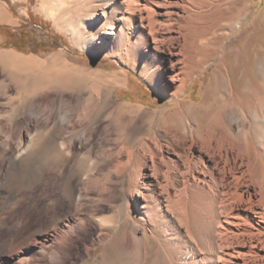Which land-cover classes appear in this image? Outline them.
I'll list each match as a JSON object with an SVG mask.
<instances>
[{
	"label": "bare ground",
	"instance_id": "obj_1",
	"mask_svg": "<svg viewBox=\"0 0 264 264\" xmlns=\"http://www.w3.org/2000/svg\"><path fill=\"white\" fill-rule=\"evenodd\" d=\"M88 1L95 3L92 20L101 27L84 48L93 46L104 60L118 59L171 105L151 112L118 101L115 94L128 73L92 70L85 75L90 90H57L43 98L35 92L20 101L26 106L22 120L0 114V264H264V92L235 98L228 110L204 106L205 95L200 102L172 107L210 56L195 22L224 1L63 5L86 12L92 9ZM53 6L45 13L57 20ZM11 23L0 6V24ZM25 61L0 52L4 70ZM222 65L218 60L215 72ZM6 77L15 81V75ZM7 82L1 79L0 92L7 93ZM242 101L246 108L237 107ZM157 113L166 131L138 136L137 120H153ZM37 144L48 153L44 187L64 182L71 167L76 172L85 164L69 201L62 197L56 211L44 189L20 196L5 191L18 163ZM120 195L127 199L126 209L117 205L111 212ZM30 212L36 214L31 226ZM89 233L88 243L76 246ZM40 234L45 237L32 239ZM20 251H30L21 256L25 261Z\"/></svg>",
	"mask_w": 264,
	"mask_h": 264
},
{
	"label": "rangeland",
	"instance_id": "obj_2",
	"mask_svg": "<svg viewBox=\"0 0 264 264\" xmlns=\"http://www.w3.org/2000/svg\"><path fill=\"white\" fill-rule=\"evenodd\" d=\"M70 1L72 0H0V6L4 8L12 22L11 24H0V52H11L15 55L23 56L26 60L22 63L23 65L21 64L22 66H18L19 69L17 68L11 72L4 70L2 65H0V81L2 79L7 82L6 76L8 74L11 76L15 75L14 82H7L9 85L7 93L0 92V114L3 115L7 111L16 120H22L26 106L24 109L20 101L24 99L25 95L33 96L35 92L36 96L40 94L38 96L43 98L47 94H54L53 92L57 90H81V87L90 90L92 82L85 75L86 72L92 70L128 73L125 87L118 89L115 94L114 98L118 101L143 105L151 112L169 108L171 103L160 98L154 91L152 83H146L141 75L121 66L116 58L102 59L94 51L93 46L84 48L86 41L93 38L95 32L101 27L100 23L92 20L95 3L88 1L92 9L85 12L83 10L76 11L74 10L75 8L68 9V6L63 5L64 2ZM223 1L224 5L222 7L209 8L195 22L196 29L203 33L205 45L210 56L202 67L192 74V85L186 89V93L179 100L174 102L173 108L178 107L180 102H200L205 95L204 106L214 107L215 110H228L232 101L235 98L236 100L239 99L242 95L255 93L258 97L263 96L264 0ZM50 4L55 6H53V12L58 18L57 20L47 17L46 13L49 11ZM103 20L110 22L109 17ZM21 33L26 34L28 38L37 43L38 47L35 53L29 51L24 45H19L17 39ZM53 38H58L60 44L54 45ZM12 44L17 45L18 49L12 47ZM218 60H221L223 65L220 70L215 72ZM24 79L25 82H23ZM18 83H23V85ZM161 88L162 86L160 85ZM11 102H13V105ZM237 105L238 108H246L244 101ZM14 108L17 111L11 113V109ZM7 112L4 114H7ZM163 122V119L158 118V113L153 120L138 119L137 124L141 126L138 136L147 138L149 135L152 136L154 131H157V133L159 131L160 134L164 133L167 129V124ZM162 141L163 139L160 140V143ZM1 147L0 143V154L3 153V148ZM46 151L42 144H37L35 150L33 149L29 156L21 160L20 164L18 163L16 172L10 176L5 184V191L20 196L26 195L28 192L44 189L47 195L46 198L51 201L50 204L53 202L51 207L55 208L56 211L58 202L62 197H64V200L69 201L71 187L80 183L81 172L85 164L78 170L80 172L73 171L71 167L70 173L67 174L64 182H62V179H58L54 185H46L44 187L43 180L50 172L48 170L50 166L45 160L48 159ZM101 183L103 185L101 187L108 188L106 183L103 181ZM121 189L122 187H118L119 191ZM117 199L118 201L111 205V212L113 210L117 211V205H120L122 210L126 209L127 199L122 195L118 196ZM30 216H32L31 220ZM35 219L36 214L30 212L29 226ZM44 237L45 234H40L32 239L39 240ZM87 237L77 240L75 242L76 246L83 248L89 241L90 233ZM21 252L23 254H19V258L23 260L21 256L28 255L30 251ZM31 264H36V262H31Z\"/></svg>",
	"mask_w": 264,
	"mask_h": 264
},
{
	"label": "trees",
	"instance_id": "obj_3",
	"mask_svg": "<svg viewBox=\"0 0 264 264\" xmlns=\"http://www.w3.org/2000/svg\"><path fill=\"white\" fill-rule=\"evenodd\" d=\"M17 40H18L17 42H19V45H24L25 48L29 49V51L34 52V53L37 51V47H38L37 43L34 40L28 38L26 34L24 35L21 33ZM53 41H54V45L60 44V40L58 38H53ZM12 47H15L16 49H18L17 48L18 46L15 44H12Z\"/></svg>",
	"mask_w": 264,
	"mask_h": 264
}]
</instances>
